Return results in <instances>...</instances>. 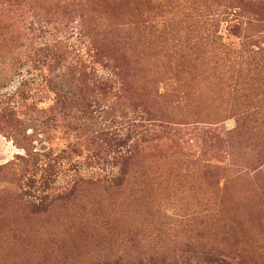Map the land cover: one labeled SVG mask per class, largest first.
Returning <instances> with one entry per match:
<instances>
[{
	"label": "trees",
	"instance_id": "16d2710c",
	"mask_svg": "<svg viewBox=\"0 0 264 264\" xmlns=\"http://www.w3.org/2000/svg\"><path fill=\"white\" fill-rule=\"evenodd\" d=\"M170 1L93 0L99 14L85 8L79 15L80 34L88 44L87 58L79 57L64 42L41 50L40 61L48 64L50 60L64 67L70 94L47 79L55 95L49 108L29 105L22 115L9 108L0 111V135L17 139L15 146L24 151L0 165V183L18 186L0 189V209L7 205L17 208L15 213H0V227L12 224L14 244L28 247V252H33L35 244L44 245L47 257L56 255L65 264H193L195 260L241 264L246 253L242 244L256 240L257 221L244 200L222 194L218 198L220 213L209 199L212 212L189 222L180 221L179 230L166 213L175 199L174 194H167L166 186L172 190L182 184L180 179L172 180L173 175L185 183L190 179L188 174H179L184 163L205 170L213 161L205 159L201 149L185 155L178 141L154 130L161 125L172 131L183 103L201 142L209 137L201 104H187L188 94L180 91L197 80L202 56L196 51L207 38H175L179 21L175 15L167 18L170 12L166 2ZM39 8L32 0H0V53L16 48L27 36L26 31H32L34 18H38L32 12ZM97 67L109 75L100 76ZM111 102L117 103L115 108L122 115L130 117L137 112L154 128L119 141L109 132L87 135L84 123L93 118L96 109ZM27 122L35 124L39 135L62 128L75 140L68 142L61 154L40 152L35 147L36 135L25 130ZM123 148L126 151L114 158L118 168L115 175L77 177L62 192L28 199L31 188H37L41 162L46 161L43 177L48 183L64 160L85 151L89 158H101ZM180 155L187 160L183 166ZM225 155L231 157L226 151ZM23 211L31 216L22 215ZM55 220L64 223V232H56Z\"/></svg>",
	"mask_w": 264,
	"mask_h": 264
},
{
	"label": "rangeland",
	"instance_id": "374dc122",
	"mask_svg": "<svg viewBox=\"0 0 264 264\" xmlns=\"http://www.w3.org/2000/svg\"><path fill=\"white\" fill-rule=\"evenodd\" d=\"M32 2L35 7L42 8L32 12L38 16L34 18L32 31H26L27 36L16 48L0 53V111L9 108L20 115L29 105L47 109L53 104L55 95L48 87V80H53L60 91L70 94L64 67L57 62L50 63V60L48 64L40 61L43 60L41 50L64 42L79 57L87 58L88 44L80 34L79 15L85 8L96 15L100 12V9H95L93 0ZM166 3V10L170 12L167 18L175 15L179 21L173 35L175 38L186 35L192 39L207 38V43L196 51L202 56L197 65V80L180 91L188 94L187 104H201L209 137L207 142H201L194 131V121L186 116L183 103L179 108L181 115L172 131L169 127L165 130L161 125L154 130L164 131L166 136L178 141L185 155L201 149L205 159L213 160L205 170L184 163L185 167L180 169L179 174H188L190 186L176 173L173 175L172 180L180 179L182 184L172 190L166 186L167 194H174L175 197L173 203L166 207V213L172 219L170 223L179 230L180 221L189 222L194 217L212 212L214 206L210 204L211 200L222 213L218 208L221 204L218 198L222 194L241 198L252 207L257 220L256 240H247L242 244L246 253L241 264H264V0H171ZM97 73L100 76L109 75L99 67ZM116 105V102L104 103L105 109H96L93 118L84 123V132L87 135L109 132L114 141H119L154 128L137 112L130 117L122 115ZM243 113L247 114L242 118ZM25 130L36 135L35 147L40 152L53 150L55 155L61 154L68 142L75 140L74 136L69 138L62 128H53L49 134L39 135L33 122H27ZM16 143L17 139L0 135V165L14 160L17 154H24L15 146ZM122 151L125 152L126 148L94 159L89 158L86 151L81 156H73L71 160L57 165L56 173L48 183L43 177L47 164L46 161L41 162L40 172L36 175L37 188H31L28 199L62 192L77 177L115 175L118 168L114 158ZM225 151L231 154L228 159ZM182 155L180 166L187 161ZM187 167L191 171H185ZM26 184L25 180V187ZM4 188L11 190L18 186L17 183H0V189ZM15 211L17 208L9 205L0 209V213L5 214ZM22 215L31 216L27 211H23ZM53 225L56 232L65 231L64 223L55 220ZM12 228V224L0 227V264H65L56 255L47 257L43 253L44 245L35 244L33 252H28V247L14 244L11 240ZM193 264L205 263L195 260Z\"/></svg>",
	"mask_w": 264,
	"mask_h": 264
}]
</instances>
